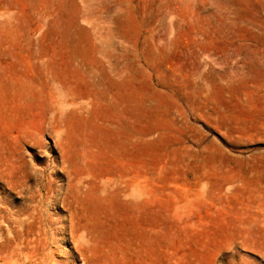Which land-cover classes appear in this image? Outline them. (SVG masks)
Wrapping results in <instances>:
<instances>
[{
    "label": "rangeland",
    "instance_id": "374dc122",
    "mask_svg": "<svg viewBox=\"0 0 264 264\" xmlns=\"http://www.w3.org/2000/svg\"><path fill=\"white\" fill-rule=\"evenodd\" d=\"M0 264H264V0H0Z\"/></svg>",
    "mask_w": 264,
    "mask_h": 264
},
{
    "label": "bare ground",
    "instance_id": "6f19581e",
    "mask_svg": "<svg viewBox=\"0 0 264 264\" xmlns=\"http://www.w3.org/2000/svg\"><path fill=\"white\" fill-rule=\"evenodd\" d=\"M53 182H54V180H53ZM87 194V193H86ZM127 197V196H126ZM127 199V198H126ZM22 251V250H21ZM24 255V254H23ZM29 255V254H28ZM22 259V258H21ZM17 260H19V259H17ZM27 260H28V258H27ZM20 262V261H19ZM23 263V262H22ZM27 263V262H26Z\"/></svg>",
    "mask_w": 264,
    "mask_h": 264
}]
</instances>
